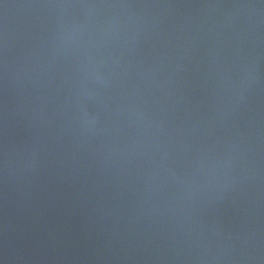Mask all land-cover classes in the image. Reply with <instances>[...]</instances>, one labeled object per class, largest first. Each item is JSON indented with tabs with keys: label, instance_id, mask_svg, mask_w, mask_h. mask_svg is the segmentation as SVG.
Masks as SVG:
<instances>
[{
	"label": "water",
	"instance_id": "obj_1",
	"mask_svg": "<svg viewBox=\"0 0 264 264\" xmlns=\"http://www.w3.org/2000/svg\"><path fill=\"white\" fill-rule=\"evenodd\" d=\"M0 264H264V0H0Z\"/></svg>",
	"mask_w": 264,
	"mask_h": 264
}]
</instances>
